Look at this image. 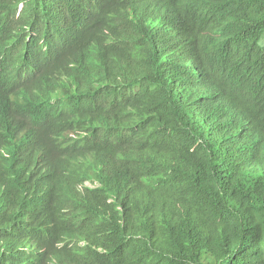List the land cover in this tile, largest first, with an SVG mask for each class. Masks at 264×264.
Segmentation results:
<instances>
[{"label": "trees", "instance_id": "16d2710c", "mask_svg": "<svg viewBox=\"0 0 264 264\" xmlns=\"http://www.w3.org/2000/svg\"><path fill=\"white\" fill-rule=\"evenodd\" d=\"M20 3L0 24V264H264V0L0 14ZM19 76L37 129L4 121Z\"/></svg>", "mask_w": 264, "mask_h": 264}, {"label": "clouds", "instance_id": "9594fccd", "mask_svg": "<svg viewBox=\"0 0 264 264\" xmlns=\"http://www.w3.org/2000/svg\"><path fill=\"white\" fill-rule=\"evenodd\" d=\"M23 3H20L17 7L16 12H10L6 14H0V24L4 25L3 29H8L9 24L6 22H12L13 19H18L20 16V12L23 8ZM19 30L22 32L25 31L23 27H21ZM27 32L22 33V35H26ZM27 39L24 40V43L28 40V35L26 36ZM6 54H0V76L2 73L1 65L6 62ZM185 70L187 71V76H192L196 79L194 82L196 85L198 100L194 103H201L204 106V109H208V103L211 99H207V96L210 95L209 91L207 90V87L205 85H199L197 84L196 75L200 73V70L198 68V65L193 62L185 61L183 63ZM18 79L21 82H24L23 85L16 90H14L7 101V114L6 118H4L5 122L9 123H15L18 124L21 119L24 120V123H21L20 125H24L31 129H37V127L31 126V124L36 116V113H32L29 116H23L20 113V109L24 103L31 97L32 92L35 88V86H39L37 83L30 82L28 79H26L24 76H19ZM211 96V95H210ZM19 125V124H18Z\"/></svg>", "mask_w": 264, "mask_h": 264}, {"label": "rangeland", "instance_id": "374dc122", "mask_svg": "<svg viewBox=\"0 0 264 264\" xmlns=\"http://www.w3.org/2000/svg\"><path fill=\"white\" fill-rule=\"evenodd\" d=\"M260 45H262L264 47V35L262 36V38L260 40Z\"/></svg>", "mask_w": 264, "mask_h": 264}, {"label": "bare ground", "instance_id": "6f19581e", "mask_svg": "<svg viewBox=\"0 0 264 264\" xmlns=\"http://www.w3.org/2000/svg\"><path fill=\"white\" fill-rule=\"evenodd\" d=\"M22 6H24L23 4H22ZM210 96V95H209ZM20 140V139H19ZM47 223V222H46ZM44 224V223H43Z\"/></svg>", "mask_w": 264, "mask_h": 264}]
</instances>
